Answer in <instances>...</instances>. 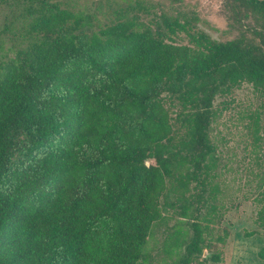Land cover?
<instances>
[{
  "label": "trees",
  "instance_id": "1",
  "mask_svg": "<svg viewBox=\"0 0 264 264\" xmlns=\"http://www.w3.org/2000/svg\"><path fill=\"white\" fill-rule=\"evenodd\" d=\"M23 1L38 3L26 9L28 42L0 61V264H151L167 173L192 165L186 177L207 185L215 99L242 81L264 93V48L192 34L177 17L95 30L89 10ZM242 1L264 16V0ZM22 133L23 162L12 164ZM254 202L264 229V186ZM192 229L179 264L203 253L205 230Z\"/></svg>",
  "mask_w": 264,
  "mask_h": 264
},
{
  "label": "rangeland",
  "instance_id": "2",
  "mask_svg": "<svg viewBox=\"0 0 264 264\" xmlns=\"http://www.w3.org/2000/svg\"><path fill=\"white\" fill-rule=\"evenodd\" d=\"M146 7L133 0H50L73 11L89 10L98 30L108 24L133 17L142 27L157 30L163 17L186 22L192 34L207 33L217 41L237 40L245 46L264 48V16L242 0H144ZM37 2L0 1V27L6 23L5 49L0 61L9 60L27 44L26 9ZM91 30L88 29V32ZM179 43H189L186 32L176 35ZM170 121L178 123L176 108L164 95ZM141 120V117H138ZM211 141L214 158L209 182L188 179L192 165L174 167L167 173V191L161 199L162 218L147 244L151 264H179L181 255L193 236L192 224L204 230L203 253L192 264H264L258 253L264 247V229L256 224L254 198L264 186V93L248 81L216 97L213 108ZM26 138L19 136V146L10 155L12 164L23 162ZM183 175V176H182ZM188 212V215H186ZM229 234L225 241L220 237ZM220 254L221 261L210 257Z\"/></svg>",
  "mask_w": 264,
  "mask_h": 264
}]
</instances>
